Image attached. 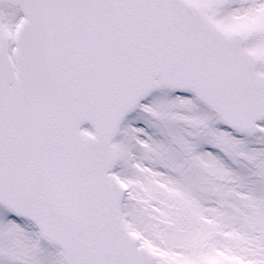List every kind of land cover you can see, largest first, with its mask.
Wrapping results in <instances>:
<instances>
[{
	"label": "snow or ice",
	"instance_id": "1",
	"mask_svg": "<svg viewBox=\"0 0 264 264\" xmlns=\"http://www.w3.org/2000/svg\"><path fill=\"white\" fill-rule=\"evenodd\" d=\"M0 264H264V0H0Z\"/></svg>",
	"mask_w": 264,
	"mask_h": 264
}]
</instances>
